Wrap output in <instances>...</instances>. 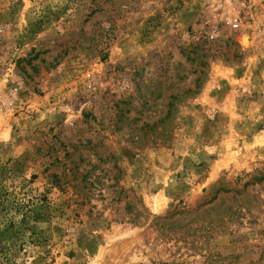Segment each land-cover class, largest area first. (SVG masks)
<instances>
[{
  "label": "rangeland",
  "instance_id": "obj_1",
  "mask_svg": "<svg viewBox=\"0 0 264 264\" xmlns=\"http://www.w3.org/2000/svg\"><path fill=\"white\" fill-rule=\"evenodd\" d=\"M0 264H264V0H0Z\"/></svg>",
  "mask_w": 264,
  "mask_h": 264
},
{
  "label": "built area",
  "instance_id": "obj_2",
  "mask_svg": "<svg viewBox=\"0 0 264 264\" xmlns=\"http://www.w3.org/2000/svg\"><path fill=\"white\" fill-rule=\"evenodd\" d=\"M234 23L232 24L233 28L236 29L238 27V23H237V20L234 19L233 21Z\"/></svg>",
  "mask_w": 264,
  "mask_h": 264
},
{
  "label": "bare ground",
  "instance_id": "obj_3",
  "mask_svg": "<svg viewBox=\"0 0 264 264\" xmlns=\"http://www.w3.org/2000/svg\"><path fill=\"white\" fill-rule=\"evenodd\" d=\"M243 42L245 43V40H243Z\"/></svg>",
  "mask_w": 264,
  "mask_h": 264
}]
</instances>
